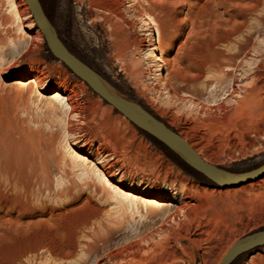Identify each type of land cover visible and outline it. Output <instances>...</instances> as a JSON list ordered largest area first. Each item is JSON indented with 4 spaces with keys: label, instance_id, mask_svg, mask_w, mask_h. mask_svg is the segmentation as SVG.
Masks as SVG:
<instances>
[{
    "label": "rangeland",
    "instance_id": "rangeland-1",
    "mask_svg": "<svg viewBox=\"0 0 264 264\" xmlns=\"http://www.w3.org/2000/svg\"><path fill=\"white\" fill-rule=\"evenodd\" d=\"M155 1L183 22L184 34L177 35L163 53L170 62L180 51L189 25L193 34L185 50L193 61L223 45V37L232 31L227 14L248 12L246 30H255L254 42L264 41L260 20L264 0ZM39 2L66 47L86 54L96 70L167 127L185 130L210 163L235 174L264 164V138L252 145L240 136L234 138L233 133L222 134L220 126L198 128V123H189L187 97L174 102L165 93L154 92L141 98L117 67L113 68L119 74L116 78L108 72L107 50L96 53L87 18L80 16L72 1ZM32 29L34 35L39 31L35 24ZM18 37L19 27L8 0H0V264H218L235 241L264 230L263 184L216 185L169 151L200 180L193 178L113 107L116 119L112 125L107 123V116L92 108L94 100L104 101L75 76L62 74L42 36L27 45L20 44ZM103 45L105 48L107 42ZM16 73H26L29 78L38 75L39 86L19 81ZM154 76L147 81L153 82ZM57 90L65 94L75 91L78 115L57 106L51 98ZM27 136L35 141L29 142ZM230 139L239 148L232 155L221 152ZM67 144L91 162L104 155L116 161L109 174L125 190L149 197H178L173 201L163 198L160 207L150 210L146 203L100 194L94 190L102 189V184L93 168L72 159ZM40 156L47 166L46 174L42 173ZM182 186L196 192L195 199L185 200L192 206L189 210L180 209L175 187ZM236 212L243 216L224 233L223 240H195L196 225L222 226L223 220ZM263 248H253L232 264H264Z\"/></svg>",
    "mask_w": 264,
    "mask_h": 264
},
{
    "label": "bare ground",
    "instance_id": "bare-ground-1",
    "mask_svg": "<svg viewBox=\"0 0 264 264\" xmlns=\"http://www.w3.org/2000/svg\"><path fill=\"white\" fill-rule=\"evenodd\" d=\"M62 1L65 4L72 1L77 6L80 16L87 18V27L96 43V53L101 55L105 50L108 52L105 56L109 60L108 72L116 78L119 74L113 68L117 67L123 79L141 98L146 99L147 95H152L154 92L165 93L174 102H183L187 97L191 109L189 123H198V128L220 126L222 134L229 136L233 133L234 138L240 136L242 141L246 139L252 145L261 142L264 138V41L261 44L254 42L255 30H246L248 23L245 14L248 12L227 14L226 21L231 24L232 31L223 37V45L212 48L197 61L189 58L185 50L193 34V27L189 25L186 37L179 44L178 51H180L170 62L164 58L163 53L168 46L174 43L177 35L184 34L183 22L176 20L172 16V11L161 2L155 0ZM8 4L10 12L14 15V22L19 27L18 41L20 44H30L34 38L42 36L40 31H35L34 35L32 27L35 23L25 0H8ZM254 8L255 5L251 6V11ZM260 20L264 23V17ZM233 37L234 43L231 42ZM104 41L107 42L106 49L103 45ZM66 49L101 79L122 93L87 61L90 59L86 54H77L75 51L74 53L68 47ZM150 57H153V60H150ZM52 61L58 64L64 76H75L61 60L54 58ZM150 75H155L151 83L147 81ZM75 77L80 80L81 84L87 85L82 79ZM15 78L19 81L25 80L27 85L35 87H38L40 83L38 75L29 78L26 73H16ZM35 91L39 92L38 89ZM205 94H207L206 99L202 98ZM75 96L74 90H69V94H65L64 90L51 93V98L57 106L73 116L78 115L80 109L75 103ZM127 96L132 100L129 95ZM104 102L96 99L92 102V108L102 115L105 114L106 122L112 125L116 116L112 114V106L108 103L105 105ZM175 132L203 161L218 167L210 163L207 156L193 141L188 139L185 130L179 132L175 130ZM26 139L29 142L35 141L33 136H27ZM233 139H230L226 149L221 152L227 151L228 155H232L233 152L239 150ZM66 151L72 159L83 165L89 164V167L93 168L95 176L102 184V189L94 187V190L100 194L119 195L128 202L146 203L150 210L160 207L163 198L173 201L178 197L176 194L175 196L154 195L149 197L125 190L119 182L112 179L110 171L117 163L112 161L113 159L107 158L106 155L101 156L96 162L101 166L98 167L96 163L91 162L86 155H82L70 144L66 145ZM27 157L29 155L26 156V162H28ZM37 158L41 161L42 173L46 174L47 166L44 159L41 156ZM63 170L66 172L65 167ZM192 177L200 180L196 176ZM242 182L247 185H253V182L264 185V174L252 180L247 178ZM242 182H236V184ZM175 189L181 201L180 209H191L189 201L196 198V192L186 186L175 187ZM187 199L189 201H185ZM242 216V213L236 212L233 216L223 220L222 226L215 224L210 228L196 225L195 240L207 242L217 238L220 241L223 240L224 233L232 230L236 221Z\"/></svg>",
    "mask_w": 264,
    "mask_h": 264
},
{
    "label": "water",
    "instance_id": "water-1",
    "mask_svg": "<svg viewBox=\"0 0 264 264\" xmlns=\"http://www.w3.org/2000/svg\"><path fill=\"white\" fill-rule=\"evenodd\" d=\"M25 1L36 28L41 32L52 57L61 60V62L68 67L75 76L82 79L96 95L110 104L137 129L159 142L193 171L220 186L236 184V182H242L247 178L252 180L264 174V164L251 172L235 174L203 161L175 131L167 127L142 106L105 82L89 67L74 57L61 42L56 29L51 24L38 0ZM262 245H264V230L242 237L230 246L218 264H232L241 255Z\"/></svg>",
    "mask_w": 264,
    "mask_h": 264
},
{
    "label": "trees",
    "instance_id": "trees-1",
    "mask_svg": "<svg viewBox=\"0 0 264 264\" xmlns=\"http://www.w3.org/2000/svg\"><path fill=\"white\" fill-rule=\"evenodd\" d=\"M46 48H47V46H46ZM47 52H48V50H47ZM54 59V58H53ZM139 131H141V130H139ZM142 132V131H141ZM142 133H144V132H142ZM145 135H146V137L151 141V142H153V144H155L156 146H158L161 150H162V152L165 154V155H167L174 163H176V164H178L185 172H188L189 174H191V175H193L190 171H188V169L187 168H185L182 164H180L178 161H177V159L175 158V157H173V155L169 152V151H167L159 142H157L155 139H153V138H151L149 135H147L146 133H144ZM194 176V175H193Z\"/></svg>",
    "mask_w": 264,
    "mask_h": 264
}]
</instances>
